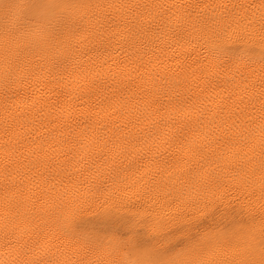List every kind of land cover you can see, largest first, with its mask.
Returning <instances> with one entry per match:
<instances>
[{"label": "bare ground", "instance_id": "obj_1", "mask_svg": "<svg viewBox=\"0 0 264 264\" xmlns=\"http://www.w3.org/2000/svg\"><path fill=\"white\" fill-rule=\"evenodd\" d=\"M0 0V264H264V0Z\"/></svg>", "mask_w": 264, "mask_h": 264}, {"label": "snow or ice", "instance_id": "obj_2", "mask_svg": "<svg viewBox=\"0 0 264 264\" xmlns=\"http://www.w3.org/2000/svg\"><path fill=\"white\" fill-rule=\"evenodd\" d=\"M33 6L41 16L48 17L55 14L53 0H33Z\"/></svg>", "mask_w": 264, "mask_h": 264}]
</instances>
